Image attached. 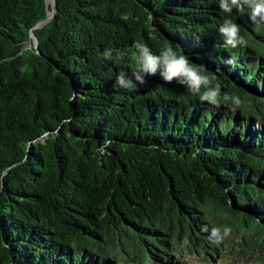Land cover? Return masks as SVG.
<instances>
[{"label": "trees", "instance_id": "16d2710c", "mask_svg": "<svg viewBox=\"0 0 264 264\" xmlns=\"http://www.w3.org/2000/svg\"><path fill=\"white\" fill-rule=\"evenodd\" d=\"M55 2L39 23L49 1L0 0V264L213 263L235 238L253 246L264 233V25L219 0ZM226 18L246 46L224 44ZM134 42L212 70L229 101L214 107L159 75L114 87L136 67ZM213 227L221 242L200 250L192 237Z\"/></svg>", "mask_w": 264, "mask_h": 264}, {"label": "clouds", "instance_id": "9594fccd", "mask_svg": "<svg viewBox=\"0 0 264 264\" xmlns=\"http://www.w3.org/2000/svg\"><path fill=\"white\" fill-rule=\"evenodd\" d=\"M218 7L224 13H232L235 10L244 14L247 9L248 19L252 24L257 27L264 25V0H219ZM219 33L224 38L226 46L234 49L247 45V40L241 35L240 25L231 18L224 19L219 27ZM133 47L137 53L136 67L130 76L123 70L119 71L115 75L114 87L134 92L138 90L139 86L146 83L147 77L159 75L165 84L175 82L183 85L190 93L197 95L201 102L214 107H220L222 100L229 101L230 98L227 95L221 96V85L215 74L207 73L203 65H194L186 54L178 52L170 44L165 45L158 54H154L142 42H134ZM103 55L106 60H110L112 52L106 50ZM232 102L234 106H238L240 103L238 97L232 98ZM107 147H110V141H105L100 151L103 153ZM0 187H2V182H0ZM203 230L208 231L207 227ZM223 235H227V230ZM209 239L213 243H220L221 230L213 227Z\"/></svg>", "mask_w": 264, "mask_h": 264}, {"label": "rangeland", "instance_id": "374dc122", "mask_svg": "<svg viewBox=\"0 0 264 264\" xmlns=\"http://www.w3.org/2000/svg\"><path fill=\"white\" fill-rule=\"evenodd\" d=\"M210 230L205 232H209ZM211 241L209 237L203 238L195 233V237H192V241L196 242L204 250V247H201L204 240ZM264 241V233L258 235L256 243ZM212 242V241H211ZM256 243L253 246H248L244 244L241 239H234L233 243L223 245L221 249V259L215 262H211L206 255L201 253L202 257H198L195 254L188 255V261H185V264H264V247L261 248ZM218 245L217 243H214ZM202 252V251H201Z\"/></svg>", "mask_w": 264, "mask_h": 264}, {"label": "water", "instance_id": "95a60500", "mask_svg": "<svg viewBox=\"0 0 264 264\" xmlns=\"http://www.w3.org/2000/svg\"><path fill=\"white\" fill-rule=\"evenodd\" d=\"M47 1H48V0H47ZM50 4L52 5L53 10H52L51 12L48 10V11H47V14H48L47 17L44 18L43 20L39 21V23H42V22H46V21H48L49 18L51 17V15L55 12V9H56V2H55V0H50ZM39 23H38V24H39ZM30 37H31L32 41L34 42V46L37 47V41H36V39H35V36H34V32H33V31H31V33H30ZM205 69H206V68H205ZM206 71H207V73L215 74L216 77H217L218 79H222L218 74L212 72V70L206 69ZM232 85H233L234 87H237L238 90H243L244 93H245V95L249 96L251 99L258 100L256 94H253V93H251L250 91L244 89L243 87L238 86V85H237L236 83H234V82H232ZM258 101H259V100H258ZM136 147H138L139 149H141L140 151H143V152H146V153H159L158 155H160V156H162V155L165 154V156L167 155V157H168V156H170V157H176V156H178V157H181V156H183V157H187L186 154H182V153H174V152H173V153H170V152H167V151H165V150H163V149H162L161 151L156 150V149H159V148L152 149V151H154V152H152L151 149H150V147H148V146H147V147H143V148H141V147H139V146H136ZM149 150H150L151 152H149ZM162 151H163V152H162ZM177 154H178V155H177ZM185 159H187V158H185ZM231 208H232L233 210H236V211L238 210L237 208H235V207H233V206H231ZM242 215H245V214L242 212ZM255 222L260 223L258 220H255ZM1 242H2L3 246H5V247L7 248V251L9 252V259H10V261H11V252H10V250H9V248H8V245L6 244V242H5V240H4V237H3L2 235H1ZM10 264H11V263H10Z\"/></svg>", "mask_w": 264, "mask_h": 264}, {"label": "bare ground", "instance_id": "6f19581e", "mask_svg": "<svg viewBox=\"0 0 264 264\" xmlns=\"http://www.w3.org/2000/svg\"><path fill=\"white\" fill-rule=\"evenodd\" d=\"M50 2V0H48Z\"/></svg>", "mask_w": 264, "mask_h": 264}]
</instances>
